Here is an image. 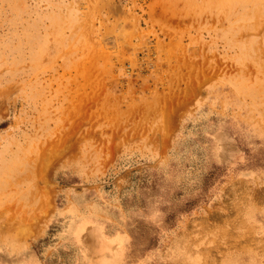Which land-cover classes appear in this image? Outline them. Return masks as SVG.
I'll return each instance as SVG.
<instances>
[{
  "label": "rangeland",
  "instance_id": "1",
  "mask_svg": "<svg viewBox=\"0 0 264 264\" xmlns=\"http://www.w3.org/2000/svg\"><path fill=\"white\" fill-rule=\"evenodd\" d=\"M0 264H264V0H0Z\"/></svg>",
  "mask_w": 264,
  "mask_h": 264
}]
</instances>
